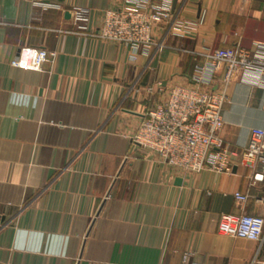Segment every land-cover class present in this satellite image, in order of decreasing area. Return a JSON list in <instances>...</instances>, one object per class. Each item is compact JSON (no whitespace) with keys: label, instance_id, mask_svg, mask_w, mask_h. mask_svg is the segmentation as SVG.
<instances>
[{"label":"crops","instance_id":"crops-1","mask_svg":"<svg viewBox=\"0 0 264 264\" xmlns=\"http://www.w3.org/2000/svg\"><path fill=\"white\" fill-rule=\"evenodd\" d=\"M170 1L172 20L133 59L131 46L93 35L120 0H0V264L264 260V235L255 241L218 228L223 214L264 218V181L242 158L252 129L264 127V87L229 88V172L174 171L132 141L145 112L166 96L148 87L190 83V51L264 43V0ZM79 7L90 10L80 26ZM173 20L201 24L177 34ZM25 46L55 51L54 61L41 70L12 66Z\"/></svg>","mask_w":264,"mask_h":264},{"label":"built area","instance_id":"built-area-1","mask_svg":"<svg viewBox=\"0 0 264 264\" xmlns=\"http://www.w3.org/2000/svg\"><path fill=\"white\" fill-rule=\"evenodd\" d=\"M40 5L44 9L59 7L52 3ZM74 12L77 25L89 21L88 8L79 7ZM172 15L170 0H120L116 7L105 10L103 21L93 35L131 46L135 53L132 58L136 59L140 52L147 53L156 45L154 28L172 20ZM171 22L177 34L198 31L201 24L198 20ZM190 52L196 56L190 83L166 88L163 81L158 80L156 89L149 86V92L156 90L166 96L145 112L132 141L156 152L174 171L184 174L206 169L229 172L233 168L232 151L222 136V110L230 101L229 88L235 82L264 87V43L254 42L251 48L237 43L232 47ZM55 56V51L45 47L25 46L11 60V65L41 70L45 63L53 62ZM242 158L258 165L253 179L264 181V127L252 129ZM234 195L243 203L249 197L240 191ZM218 228L223 234L258 241L264 235V218L249 213L223 214ZM252 264H264V260L254 259Z\"/></svg>","mask_w":264,"mask_h":264},{"label":"water","instance_id":"water-1","mask_svg":"<svg viewBox=\"0 0 264 264\" xmlns=\"http://www.w3.org/2000/svg\"><path fill=\"white\" fill-rule=\"evenodd\" d=\"M176 181H177V183H181L182 182V178H180V177H178V178H176ZM102 207V206H101ZM101 209V208H100Z\"/></svg>","mask_w":264,"mask_h":264}]
</instances>
